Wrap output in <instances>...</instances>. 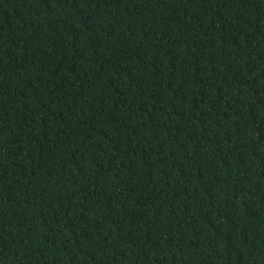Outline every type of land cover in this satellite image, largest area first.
<instances>
[{"label":"trees","instance_id":"obj_1","mask_svg":"<svg viewBox=\"0 0 264 264\" xmlns=\"http://www.w3.org/2000/svg\"><path fill=\"white\" fill-rule=\"evenodd\" d=\"M0 264H264V0H0Z\"/></svg>","mask_w":264,"mask_h":264}]
</instances>
